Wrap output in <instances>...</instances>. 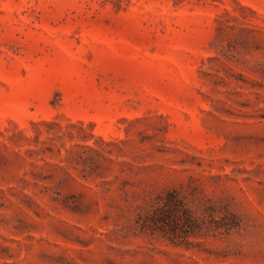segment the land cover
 I'll use <instances>...</instances> for the list:
<instances>
[{
  "label": "rangeland",
  "instance_id": "obj_1",
  "mask_svg": "<svg viewBox=\"0 0 264 264\" xmlns=\"http://www.w3.org/2000/svg\"><path fill=\"white\" fill-rule=\"evenodd\" d=\"M0 264H264V0H0Z\"/></svg>",
  "mask_w": 264,
  "mask_h": 264
},
{
  "label": "trees",
  "instance_id": "obj_2",
  "mask_svg": "<svg viewBox=\"0 0 264 264\" xmlns=\"http://www.w3.org/2000/svg\"><path fill=\"white\" fill-rule=\"evenodd\" d=\"M167 199L165 200V203L163 205V207H167V206H170V208L174 209V208H177V205H176V202L175 203H172L173 200H174V196H173V193H169L167 194ZM162 209V208H161ZM161 209L158 210L157 214L153 213L154 214V219H152L151 221L153 223H163L164 221L168 220L170 217V212H164V211H161ZM184 216H187L186 213Z\"/></svg>",
  "mask_w": 264,
  "mask_h": 264
}]
</instances>
